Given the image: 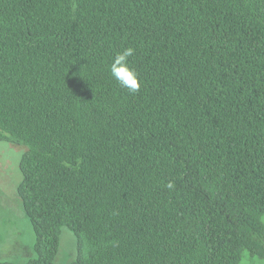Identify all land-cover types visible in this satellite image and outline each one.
<instances>
[{
  "label": "trees",
  "instance_id": "obj_1",
  "mask_svg": "<svg viewBox=\"0 0 264 264\" xmlns=\"http://www.w3.org/2000/svg\"><path fill=\"white\" fill-rule=\"evenodd\" d=\"M2 140L27 148L25 264L63 227L68 264L264 258V0H0Z\"/></svg>",
  "mask_w": 264,
  "mask_h": 264
},
{
  "label": "rangeland",
  "instance_id": "obj_2",
  "mask_svg": "<svg viewBox=\"0 0 264 264\" xmlns=\"http://www.w3.org/2000/svg\"><path fill=\"white\" fill-rule=\"evenodd\" d=\"M24 144L0 141V260L25 264L35 255V233L26 214L18 186L22 181L20 162L26 150ZM55 264H68L76 259V236L63 227ZM239 264H264V258L244 253Z\"/></svg>",
  "mask_w": 264,
  "mask_h": 264
},
{
  "label": "clouds",
  "instance_id": "obj_3",
  "mask_svg": "<svg viewBox=\"0 0 264 264\" xmlns=\"http://www.w3.org/2000/svg\"><path fill=\"white\" fill-rule=\"evenodd\" d=\"M134 55V49L129 47L117 52L110 65L109 71L111 76L118 84L127 89L130 93L139 91L141 84L138 74L129 66V58ZM172 183L167 184L168 188H172Z\"/></svg>",
  "mask_w": 264,
  "mask_h": 264
}]
</instances>
